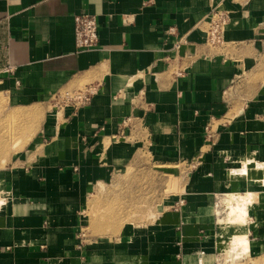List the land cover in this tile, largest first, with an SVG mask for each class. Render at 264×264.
Masks as SVG:
<instances>
[{
    "label": "crops",
    "instance_id": "obj_1",
    "mask_svg": "<svg viewBox=\"0 0 264 264\" xmlns=\"http://www.w3.org/2000/svg\"><path fill=\"white\" fill-rule=\"evenodd\" d=\"M215 9L230 13L222 47L206 41ZM84 13L93 50L75 43ZM0 90L41 116L0 169V264H216L230 193L255 195L248 237L264 253V0H0ZM143 158L182 196L155 224H92L115 195L140 196L126 178Z\"/></svg>",
    "mask_w": 264,
    "mask_h": 264
},
{
    "label": "rangeland",
    "instance_id": "obj_2",
    "mask_svg": "<svg viewBox=\"0 0 264 264\" xmlns=\"http://www.w3.org/2000/svg\"><path fill=\"white\" fill-rule=\"evenodd\" d=\"M40 119L41 116L37 111L11 109L7 104L5 94L0 90V132L4 131L0 136H4L5 133H7V137H9L7 139L9 141H7L8 144L5 151L10 149L7 154L8 156H3L5 151L2 152V154L0 152V169L5 167L13 156L26 147L29 142L28 140L31 139L38 130ZM16 143L19 144L16 149L12 150V147L15 146ZM143 164L144 166H142L143 168L141 170H137V168H134L133 166L129 168L127 173L128 176L126 178L127 181L128 179L133 180L135 178L141 181L142 187L140 189V196L134 198V191L126 190L124 204H119L118 196L115 195L100 207V210L94 214L95 216L92 215L91 217L90 215V218H98L103 221V223H106L108 217L117 216V214L122 213L126 217L125 222L134 221L139 224H155L157 221L156 218L161 212L165 209L166 211L164 212H168L169 208L173 207L174 203L172 202V199L175 201L178 200L183 193L181 188L182 178L180 176L174 177L173 174L171 175L170 173L163 171L161 168L153 167L146 160ZM123 177L124 176L121 175L117 180H121ZM155 185L158 186L157 189L154 188ZM136 191H139V189ZM170 200L172 203L168 204ZM220 205L218 213L221 218L226 219L229 212L228 208L223 203V199L220 200ZM250 207L251 206H249V208ZM216 213L217 211L215 210V214ZM152 214H155L156 216L153 219H151ZM92 221L93 224L95 220L92 219ZM125 222L120 220L118 225L121 227ZM113 223L117 225V222ZM230 226L231 225L223 224L224 228ZM237 230L238 229L235 228L233 234L237 232ZM233 234H231V236L227 235L226 242L222 244L221 256L216 264H260V261L264 260V253L255 254L253 251L252 254H249L243 253L240 249L233 251V248H231L233 247Z\"/></svg>",
    "mask_w": 264,
    "mask_h": 264
},
{
    "label": "built area",
    "instance_id": "obj_3",
    "mask_svg": "<svg viewBox=\"0 0 264 264\" xmlns=\"http://www.w3.org/2000/svg\"><path fill=\"white\" fill-rule=\"evenodd\" d=\"M230 13L224 10L215 9L211 12L207 20L206 41L211 46L222 47L226 44L225 34L228 25L230 24ZM75 23V43L78 50H93L97 48L98 37V24L95 15L91 14H77L74 16ZM78 99L81 102L88 101L87 95L80 96ZM206 139H211L212 130L210 126L206 127ZM226 196V195H225ZM224 197V196H223ZM222 197V198H223ZM221 200V199H220ZM217 206V217L219 218Z\"/></svg>",
    "mask_w": 264,
    "mask_h": 264
},
{
    "label": "bare ground",
    "instance_id": "obj_4",
    "mask_svg": "<svg viewBox=\"0 0 264 264\" xmlns=\"http://www.w3.org/2000/svg\"><path fill=\"white\" fill-rule=\"evenodd\" d=\"M4 131L0 132V134H2ZM10 134V133H9ZM7 138V133H5V135L0 136V152L2 154V152L5 151V149L7 148V144L9 141ZM30 140V139H29ZM28 140V141H29ZM19 142V141H18ZM19 143H16L15 146L12 147L13 149H16L17 145ZM10 151L7 150L4 152L3 156H6L8 154V152ZM15 151V150H14ZM0 154V155H1ZM8 156V155H7ZM139 158V157H138ZM140 160V159H139ZM2 162V161H1ZM6 163V161H5ZM3 165V164H2ZM255 195L250 194V193H245V194H228L227 197L223 200V203L226 205V207L228 208V216L226 219L224 218H220L219 222L222 224H228L231 225V227L237 228V232H235L233 234L232 237V246L231 248H233L232 250L235 251L237 249H240L243 251V253H249L252 254L253 252V248H252V243L249 240L248 234V224H249V215H248V210H249V206H251L252 204H254L255 202ZM225 201V202H224ZM95 216V215H94ZM131 216V215H130ZM155 214L151 215V219L155 218ZM111 219L112 217H108V219ZM114 218V217H113ZM93 220H96V218H93ZM114 220V219H113ZM101 221V220H100ZM108 221V220H107ZM115 221H111V223H113ZM101 225V224H100ZM107 226V225H106ZM110 226V225H109ZM103 227V226H102ZM101 227V228H102ZM112 227V225H111ZM117 227V226H116ZM116 227H114V229H116ZM223 227V226H222ZM221 227V228H222ZM104 229V228H103ZM113 230V229H111ZM90 231V229H89ZM108 231V230H107ZM218 232V231H217ZM219 239V238H218ZM226 239V238H225ZM231 245V244H230ZM255 253V252H254ZM253 253V254H254ZM264 259V258H263ZM260 264H264V260L260 261Z\"/></svg>",
    "mask_w": 264,
    "mask_h": 264
}]
</instances>
